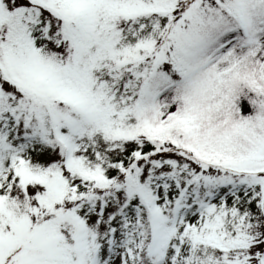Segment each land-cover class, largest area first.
<instances>
[{
	"label": "snow or ice",
	"instance_id": "1",
	"mask_svg": "<svg viewBox=\"0 0 264 264\" xmlns=\"http://www.w3.org/2000/svg\"><path fill=\"white\" fill-rule=\"evenodd\" d=\"M0 264H264V0H0Z\"/></svg>",
	"mask_w": 264,
	"mask_h": 264
}]
</instances>
